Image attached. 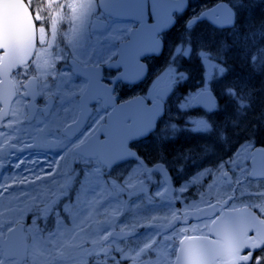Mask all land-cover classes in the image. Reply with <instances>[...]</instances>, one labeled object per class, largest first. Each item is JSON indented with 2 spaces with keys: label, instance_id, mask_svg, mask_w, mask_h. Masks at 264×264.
<instances>
[{
  "label": "snow or ice",
  "instance_id": "obj_1",
  "mask_svg": "<svg viewBox=\"0 0 264 264\" xmlns=\"http://www.w3.org/2000/svg\"><path fill=\"white\" fill-rule=\"evenodd\" d=\"M188 7V0H2L0 160L9 161L11 183L0 175V264H264V170L256 168L264 145L248 139L242 158L220 159L179 185L165 178L166 157L149 162L133 151L157 130L167 100L190 79L182 66L193 56L200 84L180 98L177 111L203 116L185 120L183 128L169 118L162 142L179 131L203 137L216 131L215 88L229 74L225 55L233 33L252 42L244 56L254 72H264V19L256 26L249 14L241 34L236 9L250 12L254 5L215 0L184 21L151 87L121 102L118 86L146 77L141 61L163 50L165 35ZM203 26L231 35L194 45ZM222 94L234 102L236 117L222 127L237 129L255 93L233 82ZM257 120L264 122V112ZM33 150L59 159L24 155ZM128 159L136 167L113 176ZM217 176L224 184L213 195ZM205 180L213 183L198 198L199 214L175 211L174 205L197 207L186 194ZM159 209L171 210L173 222L159 223L152 215Z\"/></svg>",
  "mask_w": 264,
  "mask_h": 264
},
{
  "label": "flooded vegetation",
  "instance_id": "obj_2",
  "mask_svg": "<svg viewBox=\"0 0 264 264\" xmlns=\"http://www.w3.org/2000/svg\"><path fill=\"white\" fill-rule=\"evenodd\" d=\"M2 3V0H0ZM215 3V0H188L189 7L187 11L184 13L183 17L179 19L175 28L171 30L170 33L165 35V47L162 51L157 54L148 53L144 60L141 61L148 71L146 77L142 80L137 82L136 84H127V85H120L117 88V92L120 94L121 102L133 99L144 94L152 85V81L155 79L158 73L164 68L171 47L175 44L178 40L180 33L184 29V21L191 17L193 14L199 12L202 8L207 5H211ZM245 3L253 5V0H245ZM261 5H264V1H262ZM238 15V9H236ZM206 31L214 32L207 26H203L198 29L194 36V38H198L200 35L204 34ZM195 45V43H194ZM239 49V47L237 48ZM194 65H189L188 63L183 64L182 70L187 69L191 73V77L189 80L185 82L182 86H180L174 95H172L165 105L167 111V115H165L164 119L160 122L159 127L157 130L147 137L141 139L135 144L133 151L138 152L140 155L146 157L149 162L158 159L161 155L166 157L168 163V176L172 177L171 183L173 185L183 183L184 180L188 179L191 175L195 172L200 171L204 168H211L217 161L220 159H228L229 156L235 157L237 153L241 155V158L244 155V150L242 148V144L245 143H238L236 142V137H240L241 135L234 129L231 124H228L232 130V133L225 139L221 140L220 138L214 139V142H197L196 144L193 143V138L190 133L179 131L176 133L175 137L171 140L162 142L160 140V129L164 128L165 124L169 122V118H171V122L177 124L180 128L184 127V121L189 118H200L203 116L202 112H188V113H181L177 111V103L180 102V98L188 91L194 90L200 84V76L199 73L195 72L197 68L193 67ZM246 68V64H243ZM57 69L60 68V65H56ZM236 70V76H239L240 71L233 66L230 67L231 72ZM249 72V69L247 68ZM216 91L217 99L219 102L220 107L222 105H230L231 100L224 97L223 94H220L219 91ZM175 104V105H173ZM264 112V109L261 110ZM260 112V114H261ZM214 117L217 118V121L214 122L216 124V130L218 131L219 135L221 132L225 133V128L222 127L226 125L229 118L231 119L230 115H227L225 112H216L211 114V119ZM264 124V122H262ZM255 131V130H254ZM257 132V131H256ZM258 132L256 133L255 137L253 138V142L256 148H260L264 145V126L260 133V137L257 136ZM212 136V135H211ZM200 139H205V137H201ZM195 146V147H194ZM206 146L207 151L204 150ZM37 150H33L31 153H25V156H32V159L38 158L37 155L47 156L49 160H56L59 159L57 157V153L53 151L49 152H36ZM184 156L185 158H181ZM42 158V157H41ZM30 162V161H29ZM9 163L7 160H0V175H2L3 180L7 183H11L9 179L10 172L7 170L6 165ZM178 164H183V181L180 179L181 174L178 173L177 166ZM136 167L135 162L132 159H128L121 163L119 167L113 169V176H119L121 173L125 172L129 169H134ZM256 168L257 170H264V156H257L256 157ZM15 171L14 169L12 170ZM154 179L159 180V177H154ZM217 186L211 189L213 195L216 192L221 191V188L224 184V181L219 179L217 176ZM213 183L212 180H205L204 187L201 188L199 184L195 187L190 189V191L186 194L188 203H196L197 207L189 209L186 204L181 205H174L175 211H189L192 215H198L199 209L203 208L204 205L198 203V198L200 197L201 193L209 191V185ZM254 187L249 189L251 191H255L258 188V182H252ZM43 185H39L38 187H42ZM164 191V189H160ZM155 191V188L153 189ZM171 198V197H168ZM205 199L207 197L205 196ZM238 208H241V205H237ZM169 209H159L152 213V215L158 216L161 218L159 223H164L165 218L167 223H170L173 220V217L170 215ZM243 214V213H241ZM141 224L147 223V220H143L140 218ZM191 223H195V221H190ZM185 225L181 224L180 227H184ZM190 226V225H189ZM120 227H125L124 224H121ZM126 231L130 229H125ZM140 232H143V229H139ZM190 235H196V233H189ZM139 239H146V236H140ZM122 246V245H121Z\"/></svg>",
  "mask_w": 264,
  "mask_h": 264
},
{
  "label": "rangeland",
  "instance_id": "obj_3",
  "mask_svg": "<svg viewBox=\"0 0 264 264\" xmlns=\"http://www.w3.org/2000/svg\"><path fill=\"white\" fill-rule=\"evenodd\" d=\"M262 1L264 0H253L254 7L250 10V12L247 9L238 8V24L241 25V28H240L241 34L245 32L243 25L248 22L249 14L251 15L252 23L256 26L259 25V21L261 19H264V5H261ZM230 35H231L230 32H225L221 34V33L206 31L204 34L200 35L198 38H194L193 43H195V45H198L201 39H203L205 43L217 44L220 39L226 36H230ZM232 35H233V38H232V41H230V43H234V46L226 53L225 58H227L226 60L227 62L228 61L231 62L229 65H233V64L236 65L237 69L240 71V74L239 76H236L233 72L229 71L227 78L216 84L215 90L219 91V93L222 94L223 86L225 84L235 82L238 85H240L242 88L251 89L252 91H254L255 93L254 107L248 113V115L243 118L239 128L236 129L237 132L240 131L239 134L241 135V138L238 136L236 137V142L246 143V140L248 139H252L253 141L252 137H255L257 132H258L257 136L260 137V133L264 126V124L261 121L257 120L260 117L261 110L264 109V72H254L252 68L248 65L247 60L244 56V49L251 48L252 42L245 41L242 38L235 37L236 33H233ZM257 41H259V37H257ZM261 43H264V41H261ZM238 47L239 49H237ZM243 61H244V64H247L246 68L242 64ZM195 62L191 64H194L193 67L197 68L195 72L199 73V76H200L201 73H200L199 64L197 61ZM247 68L249 69V72L247 71ZM218 112H225L227 115H230V117H232L231 119L236 118L235 111H234V102L232 101L230 105H226V106L222 105L220 107V111ZM211 120L213 122H216L217 118L214 117ZM231 133H232V130L230 126L228 125L225 128L226 137H228ZM191 136L193 138L192 144L193 143L196 144L197 142L212 143L214 142V139L219 138V133L216 130L212 134V136L205 137V139H200L203 136H194L192 134ZM177 169H178V173L181 174L180 179L183 181V164H178ZM180 169H182V171H180Z\"/></svg>",
  "mask_w": 264,
  "mask_h": 264
},
{
  "label": "trees",
  "instance_id": "obj_4",
  "mask_svg": "<svg viewBox=\"0 0 264 264\" xmlns=\"http://www.w3.org/2000/svg\"><path fill=\"white\" fill-rule=\"evenodd\" d=\"M195 62V60H193ZM234 68H236V65H233Z\"/></svg>",
  "mask_w": 264,
  "mask_h": 264
}]
</instances>
